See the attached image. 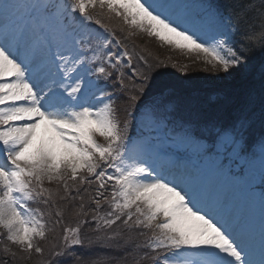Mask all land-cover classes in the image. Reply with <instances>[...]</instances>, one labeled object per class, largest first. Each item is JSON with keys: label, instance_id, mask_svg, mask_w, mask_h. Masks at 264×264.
<instances>
[{"label": "snow or ice", "instance_id": "6c2138e0", "mask_svg": "<svg viewBox=\"0 0 264 264\" xmlns=\"http://www.w3.org/2000/svg\"><path fill=\"white\" fill-rule=\"evenodd\" d=\"M97 8L247 87L202 105ZM0 229L38 264H264V0H0Z\"/></svg>", "mask_w": 264, "mask_h": 264}, {"label": "rangeland", "instance_id": "374dc122", "mask_svg": "<svg viewBox=\"0 0 264 264\" xmlns=\"http://www.w3.org/2000/svg\"><path fill=\"white\" fill-rule=\"evenodd\" d=\"M27 2H31V0H27ZM93 14L97 15L99 14L113 29L116 31L117 35L124 39L125 43L127 45H140L141 49L145 50L146 52L142 54L144 57L148 59L149 62H155V61H162L167 65V68L164 69V71L167 73V79L170 81H177V80H183L187 85H189V89L186 92V95H190L194 98H196L202 105L205 104L208 97L213 96L214 94L220 92L221 90H218V86L212 85L213 87H207L209 84H189L185 79L186 77L183 75V73H188V70H185V67H192L194 69H201L202 72H209L212 74V68L210 65H206L204 61L203 54H197L192 52H187L185 50H178L174 47H170L166 44H162L160 41H158L154 37H149L147 34L140 32L136 29L129 28L127 25L123 23L122 20L115 16H111V18H108L107 11H101L99 8L93 10ZM131 32V34H130ZM133 34V35H132ZM132 35V39L128 38V36ZM254 37V36H253ZM252 37V39H253ZM143 50V51H144ZM167 57V58H164ZM207 75V74H206ZM187 76H192L191 73L187 74ZM222 90H228V89H222ZM230 90V89H229ZM228 90V91H229ZM208 111H213V109H207ZM99 140V137H98ZM51 186V188L55 189V185H46ZM58 234V231H57ZM53 234L49 233V239L43 242V245L47 248L49 242L52 239ZM7 245H10V243H6ZM12 253H15L14 259L15 262L9 261V264H29V259L31 257L28 256V254L23 253L19 251L17 247H11L9 253H7V256L12 255ZM11 257V256H10ZM36 264H38V261L41 259L39 256H35ZM31 261V260H30ZM33 264V263H31Z\"/></svg>", "mask_w": 264, "mask_h": 264}, {"label": "trees", "instance_id": "16d2710c", "mask_svg": "<svg viewBox=\"0 0 264 264\" xmlns=\"http://www.w3.org/2000/svg\"><path fill=\"white\" fill-rule=\"evenodd\" d=\"M217 2L219 4H221L222 6L227 3L229 5L235 4L237 8H241L245 4H248L249 0H217ZM253 3L255 5L259 6L260 0H253ZM250 16H251V13H250ZM111 28H113V27H111ZM242 30H246V28L244 26H242ZM258 38H259V32H257L254 35L253 41L255 42ZM235 39L238 41L239 40V35H237L235 37ZM137 46L140 47V45H137ZM164 58H167V57H164ZM185 70L189 71L187 74L191 73V75H192V76H186L185 80L189 84H191V83H193V84H201V83L209 84L207 87H210V86L213 87L212 85H216V86H218V90H222V89H228L229 90L230 89L229 92L234 91V90L235 91H243L247 87L246 82L244 80H242V79L218 80L212 74H210L209 72H207V71L202 72L203 70H201V69H194V68L188 66V67H185ZM5 246H7L9 249L11 247H14V245H7L6 242L0 241V261H2L4 259H7V260L10 259V261L15 262V259H14L13 255H10L11 256L10 257V256H7L6 253H4L3 249H4ZM35 256H38V255H36L35 253H32L31 256H30L31 258L29 259V262H27V263L36 264V260L38 258L35 259Z\"/></svg>", "mask_w": 264, "mask_h": 264}]
</instances>
